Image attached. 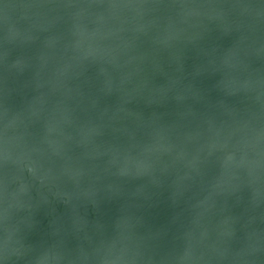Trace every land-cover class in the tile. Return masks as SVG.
I'll list each match as a JSON object with an SVG mask.
<instances>
[{"label":"water","instance_id":"obj_1","mask_svg":"<svg viewBox=\"0 0 264 264\" xmlns=\"http://www.w3.org/2000/svg\"><path fill=\"white\" fill-rule=\"evenodd\" d=\"M0 264H264V0H0Z\"/></svg>","mask_w":264,"mask_h":264}]
</instances>
